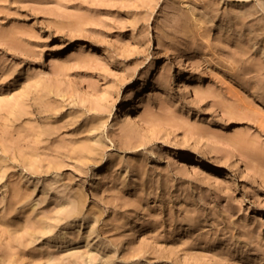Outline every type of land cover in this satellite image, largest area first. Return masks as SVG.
Here are the masks:
<instances>
[{
    "label": "rangeland",
    "instance_id": "rangeland-1",
    "mask_svg": "<svg viewBox=\"0 0 264 264\" xmlns=\"http://www.w3.org/2000/svg\"><path fill=\"white\" fill-rule=\"evenodd\" d=\"M0 264H264V0H0Z\"/></svg>",
    "mask_w": 264,
    "mask_h": 264
}]
</instances>
